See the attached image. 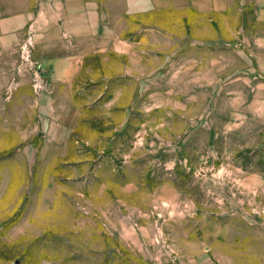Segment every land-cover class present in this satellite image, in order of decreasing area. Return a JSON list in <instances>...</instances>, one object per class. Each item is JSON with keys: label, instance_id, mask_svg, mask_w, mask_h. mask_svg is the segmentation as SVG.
Returning a JSON list of instances; mask_svg holds the SVG:
<instances>
[{"label": "rangeland", "instance_id": "374dc122", "mask_svg": "<svg viewBox=\"0 0 264 264\" xmlns=\"http://www.w3.org/2000/svg\"><path fill=\"white\" fill-rule=\"evenodd\" d=\"M85 1L107 46L54 110L36 65L0 53V264H264V24Z\"/></svg>", "mask_w": 264, "mask_h": 264}, {"label": "crops", "instance_id": "0c3cea01", "mask_svg": "<svg viewBox=\"0 0 264 264\" xmlns=\"http://www.w3.org/2000/svg\"><path fill=\"white\" fill-rule=\"evenodd\" d=\"M17 9L11 18L0 21V53L15 52L18 71L25 60L35 64L37 76L43 85L42 98L48 95L55 109L57 88L73 77L85 54L101 51L100 6L89 5L85 0H17ZM157 11L200 12L203 14L230 13L238 7V15L244 7L252 10L254 22L264 24V0H143ZM122 14L142 13L145 5H129ZM237 12V11H236ZM235 12V13H236ZM110 41L114 50L127 53L131 40L122 35ZM109 43V42H108ZM25 44V51H24ZM116 45V46H115ZM251 45L261 51L256 60H264V33L253 32ZM102 47V48H104ZM26 52V54L24 53ZM253 55V52L251 53ZM258 55V53H257ZM25 57V58H24ZM46 78V80H42ZM55 94V96H54ZM38 105V103H37ZM47 106V105H46ZM45 106V107H46Z\"/></svg>", "mask_w": 264, "mask_h": 264}]
</instances>
